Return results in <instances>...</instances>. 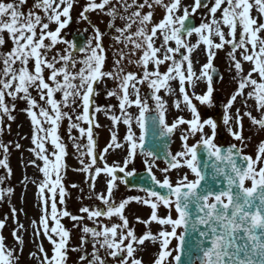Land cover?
<instances>
[{"label": "snow or ice", "instance_id": "obj_1", "mask_svg": "<svg viewBox=\"0 0 264 264\" xmlns=\"http://www.w3.org/2000/svg\"><path fill=\"white\" fill-rule=\"evenodd\" d=\"M76 2L77 0H34L25 12L28 0H0V49L8 41L12 44L10 50L0 51V133L3 132V116H7L8 120L15 119L11 115L15 111V103H6V98L13 102L18 99L25 101L28 107L24 111L31 118L32 143L36 146L31 151L43 161L40 171L45 177L39 185L43 215L35 235L46 236L53 253L49 257L40 245L39 251L43 255L40 264H66L69 251L83 253L79 257L81 264H108L109 257L115 264H143L142 258H137L136 253L146 241L159 245L153 264H264V141L258 145L255 158L245 154L246 138L243 136L242 124L246 116L253 126L264 129V115L257 119L251 112L241 115L239 109L235 116L229 115L234 102L238 97L244 96L245 89L248 88L251 90L247 92V96L255 100L256 110L264 111V0H193L187 6L182 4V0H170L169 3L164 0H131V3L129 0H86L79 13L80 20L87 21V14L90 12L104 13L111 18L109 28H115V32L119 34L114 37L116 43L124 45V48L115 53L118 58L114 59L110 71L104 70V33L95 25H92L95 35L84 47L78 48L75 42L62 36V30L71 22V12ZM154 6L165 11L158 23L153 22ZM131 9L135 10L130 11ZM145 9L148 11L145 12ZM200 9H207L211 20L208 23L201 22L199 26L189 24L188 21ZM253 9L257 16L252 15ZM121 10L127 15H122ZM218 11L221 13L219 19L216 18ZM117 19L125 21L124 27L115 26ZM51 24L56 25L54 30L50 29ZM133 25H136L135 31H132ZM222 26L228 29L227 38ZM194 33L199 40L197 44H189L186 38ZM211 36L218 37L219 43H214ZM157 41H160L158 46ZM170 42H174V47ZM200 43L207 46V63L201 66L197 74L191 56ZM60 44L65 47L58 49ZM129 45L132 50L126 52L124 49ZM225 45L231 47L229 57L239 83L238 89L225 105L223 124L228 127L232 138L240 142V146L231 144L226 148L215 142L217 122L213 119L202 121L192 103L194 98L200 104L211 105L214 91L211 73L216 72L213 66L215 50L222 49ZM137 51L142 54L137 60H132L130 57ZM77 52L83 53L82 59L76 58ZM126 58L129 64L135 63L143 69L142 75L125 71L122 62ZM166 62H170L167 71L161 72L160 67ZM243 62L253 65L247 75H243ZM77 65H80L78 70ZM149 65H152L153 70H149ZM253 73L257 74L259 81L253 78ZM105 79L118 82V91L109 90L107 96L116 97L119 101L121 115H111L110 119L114 125L123 123L127 127L124 137L127 156L122 164H105L101 168L96 166L97 157L94 152V114L102 111L107 113L111 109L95 106L93 98L98 94L95 86ZM201 80H206V92L202 95H195L193 92L190 95L186 85L194 89ZM170 81H178L182 102L192 115L190 120L180 116L169 123L166 119V102L159 93L161 89L167 94L176 91L170 86ZM137 85H146L152 90V99L156 102L154 109H150L147 100L142 99ZM30 90H34L39 101H43L49 108L40 106ZM57 93L61 97L59 100L55 98ZM180 104L181 101L177 100L175 107L180 109ZM133 106L138 110L136 115L129 111ZM77 107L82 108V112L75 119L86 123L87 129L71 122L69 111L75 113ZM36 108H39V117L43 119L38 118L33 111ZM150 112L154 113L151 117L152 135L154 139L163 142L165 151L167 166L161 169L165 174L164 178L161 180L156 177L153 173L154 163L146 159L148 175L157 188H141L145 197L133 196L117 203L113 199L114 189L118 187L117 181L120 179L116 173L135 175L134 171L125 169L136 158L138 150L141 155L152 157L153 160L158 158L161 145L144 152L148 131L146 114ZM65 118L70 121L69 132L78 129L81 137H87V152L84 154L91 160L87 165L81 160L84 166L80 170L92 175L93 180L101 172L110 177L106 193H99L96 197L105 206L104 209L82 207L80 211L94 222L101 217L109 220L116 217L120 221L111 226L99 223L96 227L84 226L80 246L72 249L68 247L70 232L64 228L60 217L82 221L84 216L72 215L57 207V195L61 205L64 204L66 195L61 182V169L65 167L62 160L67 153L58 135L59 122ZM44 124L49 127L45 128ZM183 125H187V128L181 129ZM94 126L99 127L98 124ZM134 126L139 129V135L134 131ZM205 127L210 129V134L205 132ZM178 130L182 132V146L181 150L173 153L167 149V143ZM197 134L199 140L189 144V138ZM49 139L58 150L52 153L54 162L46 154L45 142ZM16 147L19 148L20 145L17 144ZM75 147L79 151L81 145L75 143ZM122 147L124 145L118 142V136L113 132L111 142L103 151L107 153L109 149ZM0 148L5 154L4 159H0V167L8 169L10 175L8 147L0 144ZM184 168L195 178L189 179V174L184 173L173 182L168 173L172 170L179 172ZM53 174L54 180L51 178ZM3 179L0 178V183H3ZM90 187L94 188V183ZM46 190L49 195L44 197ZM11 191L12 189L0 190V199ZM132 201L151 209L147 220L137 217V222L144 224L146 229L151 223H157L161 226L158 233L152 234L149 229L139 237L136 235L124 214L126 206ZM160 208L166 209L167 214L159 215ZM12 213L15 216V208ZM49 220L54 226L50 227ZM4 227V221L0 220V230ZM22 228L23 225H20L17 231ZM17 231H13L12 235L22 246L23 238L17 235ZM89 236L92 242L91 253L85 249ZM173 240L176 241L174 248L170 247ZM22 250L21 247L20 251ZM31 255L36 256L35 253ZM14 260H18V257L14 256L13 250L6 248L4 237L0 235V264H14Z\"/></svg>", "mask_w": 264, "mask_h": 264}, {"label": "rangeland", "instance_id": "obj_2", "mask_svg": "<svg viewBox=\"0 0 264 264\" xmlns=\"http://www.w3.org/2000/svg\"><path fill=\"white\" fill-rule=\"evenodd\" d=\"M189 4L193 3V0H188ZM5 2H10V0H5ZM170 2V0H169ZM211 2H214L212 0ZM34 3V0H28V5L25 7V12L28 10V8L31 7V5ZM200 12V15H198L199 21L200 18L203 20L204 23H208L211 20V16L208 13L207 9H200L198 10ZM164 13H159V15H155L154 23H158L164 16ZM253 16H257V12L252 13ZM221 16V13L218 11L216 14V18L219 19ZM47 22V21H45ZM201 22V21H200ZM56 25L51 24L50 29L54 30ZM222 30L227 33L228 29L226 27L222 26ZM65 31L63 32L62 36H64ZM227 36V34H226ZM213 42H215L214 36L210 37ZM5 39L7 40V34H5ZM199 40V37L194 33L191 38L188 40L189 44H197ZM48 41H46L47 43ZM12 47V44L10 41L6 44V46L3 49H0V51H8ZM65 45L60 44L57 46L58 49H63ZM250 47V46H249ZM206 45L203 43H200L199 46L194 51H201V56L203 57V61L206 60V55H204ZM127 50H129L127 48ZM207 51V48L206 50ZM218 51V55H224L227 52L231 51L230 45H225L224 48L215 50ZM239 51V50H238ZM205 56V58H204ZM76 58L82 59L83 53L76 54ZM132 60H135L133 56L130 57ZM239 59V56L237 57ZM207 61V60H206ZM113 62V60L111 61ZM220 62L219 59L215 58L214 63L217 64ZM135 63L129 64L128 59L126 58L122 62V66L126 68L134 67ZM224 66H226L225 63H223ZM80 65H77V70L79 69ZM243 75H247V73L252 69L253 65L250 62H243ZM113 67H109L105 65L104 70L110 71ZM48 72H45V76L47 77ZM253 77L259 81V77L257 74L253 73ZM100 91L103 90H110V84L113 86H116V90L118 91V82L111 80V79H105L102 83H100ZM204 89V88H203ZM250 89V88H249ZM31 94L34 98L37 99L40 106L49 108L47 104H45L43 101H39V97L37 93L34 90H30ZM131 92V89H130ZM105 97L107 96V93L104 94ZM55 98L59 100L60 94L57 93ZM133 98V97H132ZM110 101V100H109ZM6 103L12 104L15 103V111L11 113L15 117L14 120H8L7 116H3V132L0 133V144H3L8 147V153H7V161L9 168L11 170V173L9 175L8 169H5L3 167H0V178L3 179V183H0V190H6V189H12L10 194L5 193L3 199H0V220L4 221L5 227L4 228H14V231H17L20 225H23L22 230L20 229L17 231V235L20 233V236H22L23 240L25 241V248L29 250V257H26L25 259L21 260L25 263L32 264L35 260V256L32 257V253L36 254V258H39L37 255L39 251V246L43 245V237L42 234L37 236L35 235V232L40 227V220L43 215V199L42 195L39 192V185L45 180V177L43 173L40 171V167H43V161L39 160L35 154L34 151H31V149H34L36 146L32 143V135H33V125L31 123V118L28 116L27 112L24 111L28 105L23 100H16L11 101L10 98H6ZM107 103V102H106ZM106 103L102 102L99 103V101L95 100L94 105L99 106L102 109H108L111 110L107 113L105 112H98L95 113V120L94 125L98 124L99 127H95L93 125V137L95 141V149L94 152L97 157V164L96 166H99L101 168L104 167L105 164L108 166H112L115 164H122V161L127 156V144L124 140V137L127 134V127L123 123L113 124L112 120L110 119L111 115L120 116V109L114 108L117 105H106ZM105 104V105H103ZM107 104H110L109 102ZM239 108H241V105L239 104ZM50 110V109H49ZM63 111H69L68 109H62ZM38 115V118L43 119L42 117H39V108L33 109ZM129 111L136 115L138 114V110L133 106ZM82 112V108L77 107L75 113L69 111V115L72 116V121L74 123H78L80 127H84L87 129L88 125L84 123L83 121H77L75 119L77 114H80ZM264 115V111H261L259 113L256 110V118L258 119ZM175 117L172 116L171 119H174ZM69 123L70 121L68 119H63L59 122V128H58V135L60 137V142L65 146L66 155L63 157L62 164L65 166L61 169L62 171H66L65 175H62V184L64 185L66 195L64 197V204H59V195H57V207L59 210H67L72 215L76 216H84V219L82 221H73L70 217H60L61 223L64 226L66 230L70 232V238L68 242L69 249L72 248H78L80 246L81 242V236L82 228L84 226L88 227H96L97 224H106L108 226H111L113 223V220H109L107 218L101 217L98 221L94 222L92 220H89L87 218V214L82 213L80 209L82 207H89L90 209L100 208L98 204H102L100 200H98L97 194L99 193H106L107 190V182L110 179L104 172H101L99 176H95L93 180V176L89 173L83 172L80 169L84 166L90 163L91 158L85 155L84 153L87 152V137L86 135L81 137L80 132L78 129H72L71 132H69ZM10 126V127H9ZM45 128H48V124H44ZM134 131L137 133V129L134 126ZM115 132L118 136V142L124 145V147L119 149H109L107 153H104V149L108 146V144L111 142V136ZM182 134L181 131L177 133V135ZM138 135V133H137ZM264 141V129H260L256 126V133L254 136V150L253 155L255 158L258 145ZM75 143H79L81 145L80 150L78 151L75 147ZM19 144L20 147L17 148L16 145ZM180 143H178L174 146L175 150L179 148ZM45 148L47 150L46 154L49 155V159L51 162L55 161V157L52 156L53 152H57L58 150L54 148V146L51 144L50 139L45 142ZM4 152L3 149L0 148V159H4ZM138 156L136 155V158L133 160L131 164H129L128 168L125 169V171H135L138 168L143 169L141 164L138 162ZM103 157V159H101ZM143 159H141V162L144 167H147L145 164V160H149L150 162L154 163V172L159 175L160 178H164V173L161 171V169L165 168L167 165L156 162L153 159L146 158V156H142ZM81 160H83L84 165L81 164ZM33 161L35 163L33 164ZM39 166V167H38ZM184 173H187V169L185 171H182V169L177 172L176 170H172L170 173H168L170 179L172 181H176L180 176H182ZM190 173V172H189ZM190 179H194L191 174H189ZM53 180L55 179V175L51 177ZM77 180V181H76ZM76 181V182H75ZM75 183H79L80 185H77L78 187H72V185H75ZM95 185L94 188L90 187L91 184ZM118 187L114 189V194L116 198H119L121 194L123 193L124 184L123 182L117 181ZM128 195H132V191L126 192ZM49 193L47 190L43 194L44 197H47ZM123 199V198H122ZM37 206V207H36ZM105 207V206H104ZM15 208L16 213L15 216H13L12 209ZM101 209V208H100ZM50 210V206H49ZM10 212V217L7 216V214H4L5 212ZM4 214V215H3ZM5 217V219H4ZM35 222V223H33ZM49 225L54 226L52 221L49 220ZM74 225V226H73ZM27 232L29 239L25 240V237L23 236V233ZM19 236V235H18ZM89 243L91 242V237H88ZM90 244L85 245V249L88 252V246ZM99 247V245H97ZM51 252V250H50ZM83 253L81 252H68V259L67 264H75V260L77 259L76 264H81L79 257ZM23 256L20 255V258ZM76 257V258H75ZM40 259V258H39ZM38 260V259H37ZM37 263V262H36ZM150 263V262H148Z\"/></svg>", "mask_w": 264, "mask_h": 264}, {"label": "flooded vegetation", "instance_id": "obj_3", "mask_svg": "<svg viewBox=\"0 0 264 264\" xmlns=\"http://www.w3.org/2000/svg\"><path fill=\"white\" fill-rule=\"evenodd\" d=\"M80 1H86V0H78V2ZM113 2H115V0H113ZM129 3H131V0H129ZM117 7H119V5H117ZM133 10L135 9H131L130 11ZM121 14L127 15V13H124L123 10H121ZM87 15L89 19L86 21V24L76 25L77 15L72 10L71 12L72 20L70 26L65 29L66 36L72 35L73 32H77V33L85 32L87 39L89 41L95 35L92 27V25H95L96 28H99L100 31L104 33L102 38V44L104 45L105 48V55L115 56V53L118 51V49L121 48L122 44H117L114 39L115 36L119 35L118 33L115 32V28H109L108 26L111 18L100 11L90 12ZM124 24L125 21L119 19L115 21L116 27L122 28L124 27ZM81 26H85L86 28L85 31L84 28H82ZM149 27H151V25H149ZM135 30H136V25H133L132 31ZM217 41L219 43L218 37H217ZM158 45L159 42L157 41V46ZM136 53H137L136 55H138V51ZM215 58L220 60V62L217 63L219 69V75L217 76V81L214 84L215 91L213 92L211 105L200 104V102L197 100L193 104L196 106L202 121L205 119H213L216 120L217 123L218 122L221 123V132H220V128L218 127L217 136L215 140V142L218 145H221L222 143H235L240 146V142L235 141L232 138V136L229 134L228 127L223 124V114H224L225 105L227 104L231 96L238 89L239 81L238 78H236L237 74L233 67V62L229 57V52H227L224 55H218V51H217ZM191 59L193 60L194 70L197 72V74H199L201 66L203 65L202 62L198 61L199 57L196 53H192ZM223 63H225L226 66H224ZM149 70H153L152 65H149ZM160 71L165 72V70H163L162 67H160ZM142 72L143 69L141 67H138V75H142ZM169 83L170 86L176 91L172 94H167L166 98L163 100L169 104L170 112L173 115L189 112L185 119L190 120L192 118V115L191 112L188 110V108L182 102V96H180L178 90L179 89L178 81H170ZM138 87L141 90L140 95L142 99L147 100L150 109H154L156 102L155 100L152 99V97L148 96L149 95L148 92L152 90L149 89L146 85H138ZM205 89H206V80H201L200 82H198L197 86L194 89L188 88V86L186 85V90H188L189 94L191 95L193 92L195 93V95H200V92ZM250 90L251 89L249 88L245 89V95L237 98V100L233 104V107L229 110V115L235 116L236 110L239 109L241 115H243L244 112H251L252 116L255 117V108H256L255 100L250 99L247 96V92ZM159 94L160 96L162 95L161 91ZM177 100L181 101L180 109H177L175 107V103ZM239 104L241 105V108H239ZM242 124H243V136L246 138V147L244 148V152L248 153L250 152L251 149H253L254 146L255 126L251 124L249 118L246 116L243 118ZM186 128L187 125L181 126V129H186ZM233 128H235L234 124H233ZM178 132L179 130L175 132L176 137H174V146L178 143V141L182 146V141L180 139L181 134L177 135ZM205 132H208L210 134V129L205 127ZM198 140H199V134L190 137L188 143L194 144ZM181 146H179V148L176 150L174 148V151L172 152L175 153L181 150ZM138 196L143 197L141 193H139ZM150 214H151V209L147 205L138 203V217L140 218V220H147L150 217ZM135 230L138 232V237H139L146 232V227L144 224L136 222ZM158 251H159L158 244L154 245L153 243H151V241H146L145 244L138 250V258H142L143 264H153V261ZM108 264H115V262H111L110 260H108Z\"/></svg>", "mask_w": 264, "mask_h": 264}, {"label": "water", "instance_id": "obj_4", "mask_svg": "<svg viewBox=\"0 0 264 264\" xmlns=\"http://www.w3.org/2000/svg\"><path fill=\"white\" fill-rule=\"evenodd\" d=\"M158 156H162V153H159ZM209 163H211V161H209ZM146 175H148V173H144V174H138L137 173L133 176H125L124 175V177L130 186L143 185V186L149 187V188H154V189L157 188V186L155 184H153L151 180L149 182H147V180L144 179ZM158 190L165 192V190H161V189H158Z\"/></svg>", "mask_w": 264, "mask_h": 264}]
</instances>
